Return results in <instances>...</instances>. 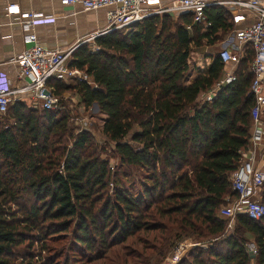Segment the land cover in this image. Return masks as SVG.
I'll return each mask as SVG.
<instances>
[{"label":"trees","instance_id":"obj_1","mask_svg":"<svg viewBox=\"0 0 264 264\" xmlns=\"http://www.w3.org/2000/svg\"><path fill=\"white\" fill-rule=\"evenodd\" d=\"M204 14V28L190 14H162L99 35L93 50L82 44L71 53L68 67L84 78L48 82L56 96L72 91L83 108L96 104L105 115L101 133L119 166L141 173L135 192L97 153L90 131L72 132L62 110L8 105L0 115V264H53L65 249L55 246L68 236L67 251L80 264L107 257L128 263L139 245L140 256L161 259L182 236L212 244L178 264H248L245 232L257 247L256 263L264 264V217L237 215L233 232L217 239L228 221L218 212L236 196L230 174L251 135L253 52L245 46L234 79L211 101L200 99L221 80L223 65L214 55L200 69L189 54L232 29L222 7ZM129 239L135 249L120 252ZM21 246L28 254L16 262Z\"/></svg>","mask_w":264,"mask_h":264},{"label":"built area","instance_id":"obj_2","mask_svg":"<svg viewBox=\"0 0 264 264\" xmlns=\"http://www.w3.org/2000/svg\"><path fill=\"white\" fill-rule=\"evenodd\" d=\"M60 4L62 6L80 4L84 10L92 11L110 8L107 13V28L101 33L90 36L84 42L94 41L97 36L109 31L130 27L152 15L184 12L192 16L193 25L208 27L204 10L211 5L225 6L231 12L234 25L243 23L246 13L253 15L251 22L233 30V37L241 47H250L253 52V58L249 63V70L253 76L249 93L254 101L249 113L252 129L250 142L253 146L261 142L264 132L262 129L264 125V0H60ZM7 13L15 15V22L19 23L24 31V43L27 47L16 55L12 62L18 67V77L27 80V84L18 89L11 88L8 79L0 74V115L7 111L8 105L14 102L18 94L26 92H32L41 109L62 110L64 106L60 105L61 98L50 91L47 85L51 79H63L68 73L79 74L78 70L66 66L75 48L67 51L45 48L38 43L34 32V27L39 24L55 23L57 15H46L34 10L20 11L14 4L7 6ZM187 29H190V26H187ZM217 56L223 65L224 79H221L210 93H215L220 86L234 79L233 73L238 63L237 57L229 48H220ZM205 100L211 101V96L207 95ZM82 129H87L85 123ZM254 156L255 151H252L230 174L231 187L236 196L228 200L226 206H222L218 212L221 217L228 220L226 231L231 228L237 215L244 214L253 220L264 217L262 203L264 174L255 166ZM205 247L203 245V248ZM243 248L249 259L248 264H257V247L254 242L246 241ZM181 251V246L175 249L166 264L170 261L177 262Z\"/></svg>","mask_w":264,"mask_h":264},{"label":"crops","instance_id":"obj_3","mask_svg":"<svg viewBox=\"0 0 264 264\" xmlns=\"http://www.w3.org/2000/svg\"><path fill=\"white\" fill-rule=\"evenodd\" d=\"M9 4L16 5L20 11L34 10L46 15L56 14L57 20L55 23L39 24L34 27V32L40 45L51 50L57 49L61 51L77 48L82 44L94 45L93 40L89 42L84 41L95 33H101L107 28V13L110 10V8H102L95 11L84 10L80 4L62 6L60 0H0V74L8 79L10 87L14 89L21 88L27 84V80L18 77V67L12 62V59L24 51L27 45L24 43L23 29L19 23L15 22V15H8L7 13V6ZM216 6L222 7L230 15L229 18H231V12L225 6ZM179 14L175 13L174 16L177 17ZM253 18V15L246 13L245 21L238 25L231 24V31L214 45H203L199 48H193L200 54L198 62L194 61V63L200 69H203L210 63L211 56L217 55V51L220 48H229L239 61L244 53L245 46L241 47L237 43L233 37V30L243 27L246 23L251 22ZM69 59L66 64L69 63ZM47 88L54 93L51 83L47 85ZM210 90L199 98L205 100L207 95L211 96V100L215 98L217 91L210 93ZM62 93L64 94V92ZM62 93L60 95L64 96ZM73 96L80 102V97L76 93ZM13 101L23 102L32 109H41L39 102L35 99L32 92L18 94ZM262 129L264 131V125ZM252 151H255V166L264 174V132L261 142L253 146L249 140L247 149L241 155L243 158H246ZM251 242H253L252 239Z\"/></svg>","mask_w":264,"mask_h":264},{"label":"rangeland","instance_id":"obj_4","mask_svg":"<svg viewBox=\"0 0 264 264\" xmlns=\"http://www.w3.org/2000/svg\"><path fill=\"white\" fill-rule=\"evenodd\" d=\"M172 17H175V14H170ZM91 48V50H93L95 48V45H90L89 46ZM199 52L195 49H193L190 54H189V64L191 65L192 61H197L199 59ZM68 64V63H67ZM66 64V66H67ZM68 68V67H67ZM69 69V68H68ZM70 70V69H69ZM224 77V75L222 76V78ZM80 78H84L83 73L81 71H79V74H75V73H68L64 76V78L60 81L62 83H64L65 85H73L75 83V81L77 79ZM221 78V79H222ZM63 94V93H62ZM64 96L59 95V97L61 98V102L60 105L61 107L64 106V108H62V111L64 113H66L67 115H69V126L70 128H72V132L75 133L77 131V129H82L84 127V123L86 124V128L88 131H90V133L93 135V139H94V143L97 146V153L100 154L102 159H108L109 160V166L111 168V170L113 169H117V179L123 183L125 185V187H128L131 191L135 192L139 189V183L141 181V173L139 171H137L136 169L129 167V166H123L120 167L119 166V160L117 158V156L114 155V151H113V143L110 141H107L106 138L102 135L101 133V129H102V123L103 120L105 119V115L103 113L100 112L99 109L95 108L93 105H91L90 107L83 108V106L80 104V102H78L76 100V98L73 96L74 92L72 91H66L63 94ZM226 206V204L224 205ZM228 222V221H227ZM235 225V221L232 223L231 228L226 231H224L223 235H221L219 238L217 239H222L224 237H226V235L230 234L233 232V228ZM227 226V225H226ZM242 236L247 240V241H251L252 236L251 234L245 232L242 234ZM69 238L66 241H62L59 242L58 245L55 246V249H61L62 247H65L64 249V253L62 254L61 257L57 258L55 260V262H53V264H70V261L72 260L73 264H80V261L77 259L79 258V256L77 254H75L74 252H68L67 251V247L69 246L70 241V236H68ZM139 237L141 238V234L139 235ZM138 238L133 239L132 241L136 240V242H139L141 240H139ZM174 243L173 245L170 247L169 250L166 251L165 255L163 256V258L161 259H157L156 256H153L151 252H148V258L146 256H140L141 254V246H138V250L137 251V257L135 258H129L131 255L134 253V251H132L129 254H125L126 258H129L128 263H124V264H166L167 260H170V258L173 256L175 249H177L178 247L181 246L182 251L180 254V258L178 259L177 262H169L168 264H178V262L180 260H183L184 262H188L189 260V254L191 253V255H195L196 254V250L203 247V245L207 246L209 244H212L211 240H196L194 236L192 237H181V239H179L178 241L173 240ZM123 249L121 248L120 252H125L124 248H129L131 250H134L135 248L133 246L130 245V239L127 240L126 242H124L122 244ZM120 245H116L114 246V248H112V251H115L116 248L115 247H119ZM96 248V245L94 246ZM36 245L33 246V251H36ZM20 249H22L20 251V255L19 257L16 259V262H19L20 258L23 256H27V252L24 250V247L21 246ZM196 249V250H195ZM32 251V255L34 254V252ZM110 252H107V256L110 257L109 254ZM126 253V252H125ZM30 254V253H29ZM31 255V254H30ZM35 254L33 255V258H37ZM76 257V258H73ZM88 257V256H86ZM85 257V258H86ZM188 257V258H187ZM109 258H102V259H98L97 260H93L91 261L92 264H110L107 262ZM95 261V262H94ZM32 264H36L34 260H32ZM112 264H123L122 261H117L115 263Z\"/></svg>","mask_w":264,"mask_h":264},{"label":"water","instance_id":"obj_5","mask_svg":"<svg viewBox=\"0 0 264 264\" xmlns=\"http://www.w3.org/2000/svg\"><path fill=\"white\" fill-rule=\"evenodd\" d=\"M93 106H94L95 108H97V109H98V107H97V105H96V104H93Z\"/></svg>","mask_w":264,"mask_h":264}]
</instances>
